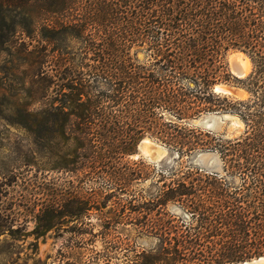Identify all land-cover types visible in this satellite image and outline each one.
<instances>
[{"label":"trees","instance_id":"obj_1","mask_svg":"<svg viewBox=\"0 0 264 264\" xmlns=\"http://www.w3.org/2000/svg\"><path fill=\"white\" fill-rule=\"evenodd\" d=\"M20 34L31 40L27 64L39 57L35 92L45 100L29 130L68 134L65 168L111 201L109 229L130 225L156 240L138 249L109 231L106 260L122 252L124 264H227L264 255V0H0L1 43ZM66 37L80 42L77 51ZM230 50L253 64L238 79L243 100L215 90L237 79ZM208 112L239 115L245 132L227 138L193 122ZM145 135L178 164L131 159ZM212 152L221 167L184 161ZM87 209L79 193L49 201L37 233Z\"/></svg>","mask_w":264,"mask_h":264},{"label":"rangeland","instance_id":"obj_2","mask_svg":"<svg viewBox=\"0 0 264 264\" xmlns=\"http://www.w3.org/2000/svg\"><path fill=\"white\" fill-rule=\"evenodd\" d=\"M30 43L25 34L18 35L7 45L0 41V264H124L122 252L116 253L117 257L112 260H106L103 255L110 238L107 236L109 231L112 235L127 237L138 249H149L156 240L130 225H113L109 229L108 220L113 215L109 213L111 201L104 203L105 196H94L88 184L65 168L72 149L68 134L46 133L45 126L41 125L35 133L29 130L30 112L39 111L45 101L41 92H35L40 79L39 57L33 68L26 61ZM65 44L74 51L80 47V42L72 37H66ZM32 45L39 50L43 42L37 36ZM237 51L230 50L227 54L230 69V59L239 53ZM139 57L143 58L144 54L140 53ZM252 67L251 61L250 72ZM235 78L219 85L242 91V96L228 94L235 100L248 98L243 83ZM215 113L220 118L212 132L227 138H236L245 132L244 121L235 113L208 112L200 117ZM195 120L193 122L197 125ZM143 144L163 148L165 151L160 160L152 161ZM196 156H187L184 161L221 167L219 156L213 152L199 158ZM130 158H144L162 168L178 164L173 151L149 135H145ZM54 162L61 167L50 169ZM153 181L149 178L138 187L147 188ZM77 193L81 194L88 208L82 217H65L45 234L39 235L38 217L45 205ZM83 221L88 224L84 225Z\"/></svg>","mask_w":264,"mask_h":264},{"label":"water","instance_id":"obj_3","mask_svg":"<svg viewBox=\"0 0 264 264\" xmlns=\"http://www.w3.org/2000/svg\"><path fill=\"white\" fill-rule=\"evenodd\" d=\"M237 52L243 53V54L248 56V54L242 50H238ZM230 64H231V70H232L233 74L238 78H244L250 73V71H249V73L247 74L246 70L243 68V66H241L239 63L236 62L235 58L230 59ZM216 89H218V90H216ZM215 90L217 92H222L225 94H237L236 92L239 89L234 88V87H230V86H226V85H218V87H216ZM219 118H220V116L217 113H215L213 115L207 114L205 116L198 118L197 120H195V122H197V125L211 130L215 126V124L217 123ZM164 151L165 150L162 148H161V150H158V151L157 150H151V151L147 150L148 156L150 157V159L152 161H155V162L160 160ZM202 155H209V153H205ZM238 263H241V264H264V255L259 256V257L254 258V259H251V260H246L244 262H238ZM238 263H227V264H238Z\"/></svg>","mask_w":264,"mask_h":264},{"label":"bare ground","instance_id":"obj_4","mask_svg":"<svg viewBox=\"0 0 264 264\" xmlns=\"http://www.w3.org/2000/svg\"><path fill=\"white\" fill-rule=\"evenodd\" d=\"M232 58H235L236 62L239 63L241 66H243V68L246 70V73L248 74L250 69H251V60L250 58L243 54V53H237L235 54ZM218 87V86H217ZM218 90V89H216ZM239 96H242V91L237 90L236 92ZM148 142V141H147ZM144 143H146V140L144 141ZM143 148L146 149V151H151V150H161V147L156 146V145H152V144H143ZM163 149V148H162ZM241 264V263H238Z\"/></svg>","mask_w":264,"mask_h":264}]
</instances>
